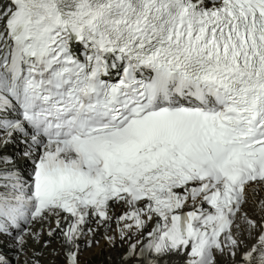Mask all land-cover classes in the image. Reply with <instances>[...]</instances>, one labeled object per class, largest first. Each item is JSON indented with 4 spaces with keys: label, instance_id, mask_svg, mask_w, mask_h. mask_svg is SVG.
Masks as SVG:
<instances>
[{
    "label": "snow or ice",
    "instance_id": "snow-or-ice-1",
    "mask_svg": "<svg viewBox=\"0 0 264 264\" xmlns=\"http://www.w3.org/2000/svg\"><path fill=\"white\" fill-rule=\"evenodd\" d=\"M53 241L264 264V0H0V264Z\"/></svg>",
    "mask_w": 264,
    "mask_h": 264
},
{
    "label": "bare ground",
    "instance_id": "bare-ground-1",
    "mask_svg": "<svg viewBox=\"0 0 264 264\" xmlns=\"http://www.w3.org/2000/svg\"><path fill=\"white\" fill-rule=\"evenodd\" d=\"M20 163H22V162H20ZM100 244H101L100 247H97V246L94 245L90 249L89 248H85V250L83 251V253H82L81 256L87 255V254H89L91 252H95V251L96 252H99L100 249H102V250H109L110 249V250H112V252L114 251V253L112 254V256L117 255V258H118L119 257L118 254H120L122 252V250H119L118 248H112V247L109 248L110 245L105 244L104 241H101ZM53 249H57V250L59 249V245L57 244L56 241H53L52 248L46 250L45 254L41 257V264H48L47 262H45L46 259H48V260L51 259L52 262H58V260L60 259V257L56 255V252L53 251ZM219 261L223 262V259L222 258H218V262ZM118 264H119V261H118Z\"/></svg>",
    "mask_w": 264,
    "mask_h": 264
},
{
    "label": "rangeland",
    "instance_id": "rangeland-1",
    "mask_svg": "<svg viewBox=\"0 0 264 264\" xmlns=\"http://www.w3.org/2000/svg\"><path fill=\"white\" fill-rule=\"evenodd\" d=\"M117 248L119 250H122L119 247H117ZM113 253H114V251L112 252V250H110V249L109 250H103V251L101 250L100 252H96V251L95 252H91V253H89L87 255H84V256H86V258H85L86 260H85V262H84V260H82L83 263L81 262V264H95L94 262L96 260H98V262H99L100 259H103V263L104 264H109L110 262H112L113 264H118L117 255L112 256ZM119 255L120 254H118V256ZM47 260L48 259H46V261ZM218 264H221V262L219 261Z\"/></svg>",
    "mask_w": 264,
    "mask_h": 264
}]
</instances>
